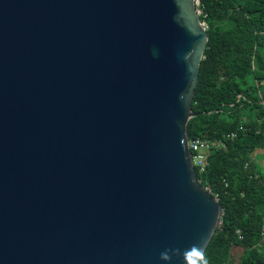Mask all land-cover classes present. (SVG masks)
Segmentation results:
<instances>
[{
  "label": "water",
  "instance_id": "1",
  "mask_svg": "<svg viewBox=\"0 0 264 264\" xmlns=\"http://www.w3.org/2000/svg\"><path fill=\"white\" fill-rule=\"evenodd\" d=\"M197 7L0 0V264L204 254L223 210L188 145L208 44Z\"/></svg>",
  "mask_w": 264,
  "mask_h": 264
},
{
  "label": "trees",
  "instance_id": "2",
  "mask_svg": "<svg viewBox=\"0 0 264 264\" xmlns=\"http://www.w3.org/2000/svg\"><path fill=\"white\" fill-rule=\"evenodd\" d=\"M208 44L192 100L189 140H221L241 126L235 139L212 152L207 168L196 174L223 210L203 256L207 264H264V0H199ZM257 111L256 116L250 113Z\"/></svg>",
  "mask_w": 264,
  "mask_h": 264
},
{
  "label": "built area",
  "instance_id": "3",
  "mask_svg": "<svg viewBox=\"0 0 264 264\" xmlns=\"http://www.w3.org/2000/svg\"><path fill=\"white\" fill-rule=\"evenodd\" d=\"M204 25L207 29V26L205 23ZM239 131L244 132L246 131V128L241 126L238 131L227 134L224 137V139H221V140H211V139H204V138H196L193 140H189L188 145L191 151L194 168L195 169L197 168L200 172H204L207 168V159L209 155L212 152L224 147L226 139H235L238 136ZM261 236L264 239V224L261 230Z\"/></svg>",
  "mask_w": 264,
  "mask_h": 264
},
{
  "label": "clouds",
  "instance_id": "4",
  "mask_svg": "<svg viewBox=\"0 0 264 264\" xmlns=\"http://www.w3.org/2000/svg\"><path fill=\"white\" fill-rule=\"evenodd\" d=\"M193 251H195L200 256V260L198 261V264H207V260L203 256L202 249H200L197 246H193L190 250H185L183 252V258H184V261L186 262V264H187V261L190 258L191 253ZM170 253L175 254L177 256L181 255L179 249H176V250H168V251H165L164 253L161 254V258L163 260H165V261H170L172 259V255Z\"/></svg>",
  "mask_w": 264,
  "mask_h": 264
},
{
  "label": "rangeland",
  "instance_id": "5",
  "mask_svg": "<svg viewBox=\"0 0 264 264\" xmlns=\"http://www.w3.org/2000/svg\"><path fill=\"white\" fill-rule=\"evenodd\" d=\"M198 4H200V2H198ZM256 113H257V111H253L250 113V115L256 116ZM254 160L258 163V165L260 167H262L264 165V151H262V150L256 151V153L254 154ZM242 254L243 253L240 249H235L232 253L230 264H238L239 260L241 259Z\"/></svg>",
  "mask_w": 264,
  "mask_h": 264
}]
</instances>
